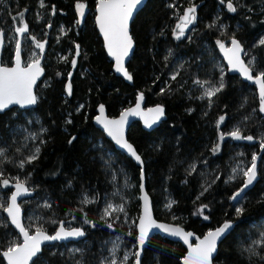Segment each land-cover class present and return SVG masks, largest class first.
<instances>
[{
  "label": "trees",
  "instance_id": "trees-1",
  "mask_svg": "<svg viewBox=\"0 0 264 264\" xmlns=\"http://www.w3.org/2000/svg\"><path fill=\"white\" fill-rule=\"evenodd\" d=\"M97 1L0 0V31L6 41L1 65L12 64L15 48L10 35L22 26L13 19L20 12L29 28L21 44L23 63L30 61L35 48L31 37L45 43L40 53L44 76L36 86L35 108H12L0 114V150L5 153L0 157V205L8 202L11 185L20 180L33 193L21 202L23 223L30 233L42 227L53 234L61 223L85 233L78 243L46 246L35 259L37 264H102L114 234L122 238L123 249L136 251L141 169L116 151L92 121L101 105L107 117L115 118L135 104L138 94H143L145 107L161 106L165 112V121L154 130L144 131L134 123L127 135L143 161L145 188L156 220L179 225L199 237L225 221L233 222L234 229L219 245L213 264H264V247L253 243L264 233V152L260 149L264 115L255 87L228 75L215 46L234 37L247 53L245 62L254 58L253 75L264 72V46L259 43L264 34V0H232L235 12L228 10V0H147L130 27L135 43L127 65L131 85L115 76L105 55L94 24ZM77 3L86 5L80 24ZM193 5L194 30L191 36L176 39L175 26ZM77 45L80 52L73 66ZM207 47L220 61L219 71L206 54ZM196 81L204 87L219 81L224 87L209 103L207 98H197ZM69 83L71 95L66 90ZM221 116L225 117L222 123ZM16 123L31 134L27 142L23 134L11 133ZM237 127L254 140L237 141L227 135ZM221 133L226 134L223 141ZM36 148L40 149L37 159L25 162ZM254 153L259 159L258 180L233 204L231 196L244 181L242 173L232 174L233 164H249ZM124 176L129 187L123 186ZM85 196L93 202L82 203ZM165 197L171 208L163 209ZM109 203L123 204L132 224L127 226L123 216L115 214L101 219L100 211ZM204 205L201 214L198 209ZM237 207L244 209L240 216ZM3 211L0 207V252L10 241L20 242ZM30 213L40 222L33 224ZM254 246L258 254L249 259L244 249ZM185 253L181 244L156 235L149 240L141 264H181ZM134 261L135 257L127 264ZM0 264H5L1 255Z\"/></svg>",
  "mask_w": 264,
  "mask_h": 264
},
{
  "label": "snow or ice",
  "instance_id": "snow-or-ice-1",
  "mask_svg": "<svg viewBox=\"0 0 264 264\" xmlns=\"http://www.w3.org/2000/svg\"><path fill=\"white\" fill-rule=\"evenodd\" d=\"M143 0H98L97 11L99 13L97 17V24L99 25L100 31L104 36L105 45L108 50L109 55H111L116 62L115 71L122 73L123 76L131 80L132 76L124 67V58L128 56L130 50L133 46L132 37L129 34V22L133 18L134 12L137 10L138 6L141 5ZM223 3L224 0H221ZM43 6V5H42ZM86 5L84 3H77L76 9L81 17L84 16V10ZM227 8L231 12L236 11L232 0H228ZM196 6L193 5L189 7L182 16H180V23L175 26L174 34L176 39H180L185 30L189 25L193 24L196 21ZM55 14V10H53ZM14 20L18 19L19 23L22 26L15 28V33L18 36H24L25 33L29 32L27 23L24 22V13L20 12L18 17H14ZM50 26V25H49ZM27 39V37H25ZM14 48H15V66L14 67H0V112H3L10 108V106L18 105L20 107H26L35 105L38 102L37 95L33 92V87L36 84L37 79L42 74L43 69L40 65V59L33 53V57L29 63L22 65L21 62V51L22 46L19 39H15ZM32 41L35 44V47L40 50L42 54L44 52L45 43L39 42L33 36L31 37ZM219 47L222 51H225L226 57L228 59L229 66L233 70L240 71L245 79L254 80L256 84L259 85V97H260V107L259 111L264 113V72H259L255 78L252 75L254 58L249 61L246 65L245 62L241 59V53H244V49L241 46L240 42L237 41L234 37L231 39V48L225 49L223 43L217 41ZM261 46H264V39L259 41ZM4 44V33L0 31V47H3ZM77 47V55L79 54V45ZM247 55V53H244ZM75 66L76 61L71 62ZM70 75V74H69ZM175 79V76L172 77ZM196 83H203L196 81ZM224 85L221 82L218 87H212L210 89H205L204 97H207L209 103L212 101L218 92L223 89ZM66 90L69 95H71V83L66 86ZM203 98V97H201ZM144 96L141 94L138 97L135 108H131L123 113L118 120H108L104 117V107L100 106V116L96 118V122L101 124L104 130L107 132V135L110 136L117 145L121 148L126 149L127 152L136 160L137 163L143 165L140 155L137 154L135 149L131 144H129L124 138V125L127 123V118L129 116L142 115L145 116V125L151 127L156 121L160 119L164 114V109L161 106L148 109V113H143L141 111V102L143 101ZM150 115V118H147ZM225 117L221 116L219 122L222 123ZM67 123H71V120H68ZM219 128V123L217 125ZM224 133H221L219 140L223 141L225 139ZM227 135H230L233 140H247L253 141L254 137L251 135L244 136L242 135L241 129L239 127L232 130ZM73 140L75 137L72 138ZM72 140L69 141L71 143ZM261 149L264 150V139L261 140ZM219 149V143L212 149L215 153ZM40 149L36 148L35 153L28 157L25 162L31 163L33 160L37 159V155ZM5 153L3 150H0V157H4ZM257 155L254 153L251 158V166L247 170H243V186L239 188L231 199L236 200L241 196V193L245 191L253 182L256 180L257 176ZM20 167H23L21 163ZM142 179H143V170ZM192 171H195V165L192 166ZM231 179V177H230ZM3 185H8V180L3 181ZM206 190V189H205ZM141 191H143V184H141ZM30 190L26 184L20 180H17L15 184V192L11 194L10 200L0 205L3 207L4 211L7 213V217L10 218L11 224L19 231L20 235L23 237L22 242H17L15 240L10 241L5 250L0 252V255L4 257L7 261V264H37L34 258H38V254L41 252V245L46 241H60L66 240L68 238H79L85 235L84 231L81 229H71L66 230L63 224H60V227L55 234L49 235L42 227H37L35 234L30 235L29 229L22 223L21 220V207L18 204V197L29 195ZM142 199L145 201V208L143 215L139 217L138 225V235L136 236L137 247L143 249L144 245L148 241L150 231L155 228L162 230L163 232L173 236L179 237L188 245V254L183 258V264H212L213 253L216 251L217 241L220 237L232 227L230 221H225L222 226L218 227L214 231H209L203 239H200L199 242L193 247L189 243V238L192 236V233L185 232L180 227H171L164 224L157 223L151 216L150 209L148 207L147 195H143ZM93 201L89 200L86 196L83 198L82 203L87 204ZM50 206V205H45ZM171 208V204L168 205ZM207 205L202 206L198 209L199 213H203L204 208ZM125 211L123 204L119 206H113L108 204L103 212L101 219L111 217L114 212ZM237 216L243 214L244 209L242 207H237L235 209ZM208 219L207 216L204 217ZM86 223L88 221H85ZM6 226V225H5ZM108 227L111 228L112 224L108 223ZM132 233L129 232V235ZM119 239V238H118ZM254 245H260L264 247V233H261L260 240L253 242ZM118 251V246H115L112 251V259L108 261V264H117L116 252ZM245 252L249 254V259L256 256L258 253L255 246L244 249ZM135 257V264H140V251L137 250L134 253H131ZM129 259V254H125L120 260L119 264H127ZM261 259L264 260V256H261Z\"/></svg>",
  "mask_w": 264,
  "mask_h": 264
},
{
  "label": "water",
  "instance_id": "water-1",
  "mask_svg": "<svg viewBox=\"0 0 264 264\" xmlns=\"http://www.w3.org/2000/svg\"><path fill=\"white\" fill-rule=\"evenodd\" d=\"M146 2H147V0H143L142 4L139 5L138 8H137V10L134 12V14H133V18H132V20L129 22V34H130V27H131V24H132L134 18L136 17L137 13H138L140 10L143 9V7L145 6ZM97 6H98V1H97L96 6H95V10H94V12H95V15H94V24H95V28H96V31H97V33H98V36H99L100 39L102 40V45H103V49H104L105 55H106V57L108 58V60H109V61L111 62V64H112V71H113V73L115 74V76L121 78L125 83L131 85V84L133 83V80H132V79H131V80H128V79H126V78L123 76L122 73H118V72L115 71V66H116L115 59H114L111 55H109L108 50H107L106 45H105L104 36H103V34L101 33L100 28H99V25H98L97 22H96V21H97V17H98V15H99V13H98V11H97ZM192 27H193V24L189 25L188 28L185 30V33L188 32V31H190V30L192 29ZM130 36H131V34H130ZM22 37H23V36H17V39H19L20 42H21ZM132 41H133V39H132ZM237 41H238V40H237ZM3 46H4V44H3ZM224 46H225V49L231 48V46H232V45H231V40H230L229 45H225V44H224ZM241 46H242V45H241ZM2 49H3V47H0V52L2 51ZM243 49H244V48H243ZM134 50H135V43H134V41H133L132 49L130 50L128 56L124 58V67H125L126 70H127V65H128V63H129V61L131 60V57L133 56ZM216 50H217V53H218L220 59L222 60V62H223V64H224V66L226 67V70H227L228 75H234V76H237V77H239V79H240L243 83H246V84H248L249 86H253V87H255L257 97H258V99L260 100V97H259V85L256 84V83L254 82V80H248V79H245L244 75H243L240 71L233 70V69L229 66L228 59H227V57H226V53H225V51H222L221 48L219 47V45L216 46ZM244 53H245V52H244ZM244 53H241V59L245 62V60H244ZM39 59H40V65H41V68L43 69V67H42L43 56L41 55V56L39 57ZM21 62H22V65H24V64H23V60H22V53H21ZM245 64L247 65L246 62H245ZM14 66H15V54H14L13 63H12L11 66H3V65L0 64V67H14ZM127 71H128V70H127ZM252 75H253V72H252ZM43 76H44V70H43L42 74L39 76V78L37 79L36 84H35L34 87H33V92H34V94H35L36 86H37L38 82H40V81L42 80ZM253 77L255 78L254 75H253ZM35 95H36V94H35ZM140 95H141V94H138V97H139ZM138 97H137V100H138ZM137 100H136L135 104H133L132 106H130V107H128L127 109L123 110L121 113H123V112H125V111H127V110H129V109H131V108H135L136 103H137ZM35 106H36V104H35V105H31V106H26V107H20V106H18V105H13V106H10L9 109H7V110H5V111H3V112H0V114H3L4 112H6V111H8V110H10V109H12V108H18L19 110L23 111V110L33 109V108H35ZM155 107H157V106H153V107H148V108H147V107L144 106V101L141 102V111H142L143 113H148V109L155 108ZM99 109H100V108H99ZM99 109H98L97 115L94 117V119H93V121H92L93 125H94L98 130L101 131V133L104 135V137H105L109 142H111V143L113 144L114 149H115L116 151H118L119 153H121V154L125 155L126 157H128V158H129V159L135 164V166L139 167L140 169H143V165L137 163L136 160H135V159H134V158H133L128 152H127L126 149H123V148H121L119 145H117L116 142H115L110 136L107 135V132L104 130L103 126H102L101 124H98V123L96 122V118H97L98 116H100V111H99ZM121 113H120L117 117H115V118H111V117H107V115H106V113H105V110H104V117H105L106 119H108V120H118V119L120 118V116H121ZM150 115H151V114H149V116H148L147 118H150ZM145 118H146V117H145V116H142V115L129 116V117L127 118V123L124 125V138H125V140H126L129 144H131V143L127 140V135H128V131H129V129L132 127V125H133L134 123H139V124L141 125V128H142L144 131H151V130H154V129L157 128L162 122L165 121V112H164L163 116H161L160 119H159L158 121H156L154 124H152L151 127H147V126L145 125ZM131 145H132V144H131ZM132 146H133V145H132ZM133 148H134V146H133ZM134 149H135V148H134ZM135 151H136V149H135ZM136 152H137V151H136ZM263 152H264V150H263ZM137 154H138V153H137ZM138 155H139V154H138ZM141 160H142V159H141ZM256 163H257V169H256V171H257V176H256V180L253 182L252 185H250L247 189H245V191H244L243 193H241V196H240V197H238L236 200L231 199V202H232L233 204H238V203H239V202L245 197V195H246V194H247V193H248V192L254 187V185L256 184V182H257V180H258V164H259V159H257V162H256ZM15 184H16V183H14V184L11 185V188H12L11 194H12L13 192H15ZM141 184H143V191H141ZM242 186H243V185H242ZM242 186H241V187H242ZM241 187H240V188H241ZM236 191H237V190H236ZM236 191H235V192H236ZM235 192H234V193H235ZM234 193L232 194V196L234 195ZM11 194H10V196H9L8 201L10 200ZM145 194L147 195L148 207H149V209H150V212H151V216H152V218H153L157 223H159V224H164V225H168V226H171V227H180V228H182L185 232H190V233H192V236L189 238V243H191V244L193 245V247L199 242L200 239H203L204 236L209 232V231H208V232L205 233L202 237H199L198 235L194 234V233L191 232V231H186L183 227H181V226H179V225H176V224H173V223H167V222H163V221L156 220V218H155V216H154V212H153L152 200H151V198L149 197V195H148L147 192H146V188H145V180H144V174H143V179H142V171H141V174H140V186H139V202H140V210H139V215H138V218H137V221H136V227H135V230H136V236L138 235L139 217L143 215L144 208H145V201L142 199V196L145 195ZM232 196H231V197H232ZM32 197H33V193L30 191V194H29V195H24V196L18 197L17 202H18V204H20V207H21V202H22V201H25V200L31 199ZM4 217L7 219L8 223H9V225L12 227V229L18 234V236H19V238H20V242H22V241H23V237L20 235L19 231L15 228V226L11 224L10 218L7 217V213H6L5 211H4ZM21 220H22V223H23V210H22V208H21ZM23 224H24V223H23ZM231 224H232V227L229 228V229H228V230H227V231H226V232L220 237V239L217 241L216 251L213 253L212 264H213V260H214V258H215V256H216L217 250H218V248H219V245L223 242V240H224V239H225V238H226V237L232 232V230L234 229V223L231 222ZM220 226H222V224H221ZM220 226H218V227H220ZM59 227H60V226H59ZM59 227H58V228H59ZM218 227H217V228H218ZM58 228H57V230H58ZM217 228H215V229H213V230H210V231H214V230H216ZM71 229H78V228H69V229H66V230H71ZM57 230H55V231H57ZM29 233H30V232H29ZM34 234H35V232L30 233V235H34ZM47 234H48V233H47ZM53 234H55V232H54ZM53 234H49V235H53ZM156 235H159V236H161V237L167 239L168 241H171V242H175V243H179V244H181V245L185 248V250H186V253H185L184 257L187 256V254H188V245L185 244L183 240H181L179 237H173V236H171V235H169V234L163 232L162 230H159V229H155V228H153V229L150 231V233H149V237H148V241L146 242V244L144 245V247H143L142 250L139 249V248L137 247V241H136V251H137V250L140 251V264H141V259H142L143 252H144V250L146 249L149 240H150L152 237L156 236ZM83 239H84V236H83V237H79V238H68V239H66V240H60V241H46V242H44V243L41 245V252H42V250H43L46 246H48V245L62 244V243H72V242L77 243V242H80V241L83 240ZM41 252H40V253H41ZM40 253L38 254V256L40 255ZM1 256H2V255H1ZM184 257H183V258H184ZM2 258H3L4 263L7 264V261L4 259L3 256H2ZM35 259H36V258H34V260H35ZM134 264H135V261H134ZM181 264H183V259L181 260Z\"/></svg>",
  "mask_w": 264,
  "mask_h": 264
},
{
  "label": "rangeland",
  "instance_id": "rangeland-1",
  "mask_svg": "<svg viewBox=\"0 0 264 264\" xmlns=\"http://www.w3.org/2000/svg\"><path fill=\"white\" fill-rule=\"evenodd\" d=\"M42 11H44V8L43 7H41L40 8ZM76 11H77V9H76ZM85 14H86V7H85V10H84V16H85ZM84 16L83 17H81L80 15H79V13H78V11H77V20H78V24H80L81 22H82V19L84 18ZM180 23V22H179ZM193 30L194 29H192L190 32L188 31V33L186 32V33H184V35L182 36L183 38L186 36V37H189V36H191V33L193 32ZM26 34V33H25ZM24 34V35H25ZM10 39L12 40V42H13V44H15V40L13 39L14 37H15V39H17V34L14 32L13 34H11L10 35ZM26 38L23 36L22 37V40H21V44H22V42L25 40ZM261 39H264V34L262 35V37H261ZM260 39V40H261ZM229 43H230V41H229ZM229 43H223V44H225V45H229ZM5 45H6V41H5V36H4V46H3V49H4V47H5ZM217 45H219L218 43L217 44H215V46H217ZM2 49V50H3ZM2 52V51H1ZM79 52H80V50H79ZM210 52H211V48L210 47H207V49H206V54L210 57V60L211 61H213V64L215 65V67H216V69L219 71L220 70V61L218 60V59H216L215 57H212L211 55H210ZM33 53H35L36 54V56L39 58L40 57V50L38 49V48H34L33 50H32V52L30 53V61H31V59H32V57H33ZM78 55H77V48L75 49V52H74V57H73V60H75L76 61V57H77ZM29 61V62H30ZM28 62V63H29ZM181 63V61H178V63H177V66L179 65ZM24 65H26L25 63H23ZM219 81H217L214 85H212V86H209V87H204V86H201V84H198V85H196V91H198V93H197V98L200 100V99H203V98H207V97H204V92H205V89H210V88H212V87H218L219 86ZM201 97H203V98H201ZM208 99V98H207ZM263 115H264V113H262ZM11 133H17V134H23L24 136H23V139H25L26 140V142L29 140V137H31V134H29V132L27 131V130H25L22 126H20V125H18V123H16V125H15V127L11 130ZM264 139V138H263ZM261 145V144H260ZM260 149H261V146H260ZM261 151H262V149H261ZM112 159V157H107L106 158V160H111ZM112 161V160H111ZM234 166H233V171H232V174L233 173H242L243 174V170H247V168L248 167H250L251 166V162L249 163V164H247V165H245V164H242V163H240V162H235L234 164H233ZM114 176H115V178H117V174H113ZM245 179V178H244ZM16 183V182H15ZM123 186H125V187H129L130 186V181H129V178L128 177H126V176H124V178H123ZM170 202V199L168 198V197H165V199H164V202L163 203H165L164 204V206H163V209H167V208H169L168 207V205L170 204L169 203ZM110 204V203H109ZM108 204H106V205H104L103 207H102V209H101V211H100V217H102V215H103V212H104V209H105V207L107 206ZM114 206V205H113ZM115 207V206H114ZM22 208V207H21ZM112 214H115L116 216H117V218L119 217V215L120 216H123V219H122V222L123 223H125L127 226H129V225H131L132 224V220L131 219H129L127 216H126V214L123 212V213H121V212H114V213H112ZM3 215H4V211H3ZM31 218V219H30ZM110 217H107V218H105L104 220H106V219H109ZM28 219H30V220H32V223L33 224H37V223H39L40 222V219L38 218V217H36L33 213H30L29 214V216H28ZM28 219H26V221H28ZM116 220H114V222H115ZM119 238V239H118ZM108 252H107V254L104 256V258H103V262H102V264H108V261L109 260H111L113 257H112V251H113V248L115 247V246H118V251L116 252V259H117V264H119V262H120V260L123 258V256L125 255V254H129V259H131V258H134V256H132L131 255V253H134L133 251H131V250H125V249H123L122 248V238L119 236V235H117V234H114L113 235V237L112 238H110L109 239V243H108ZM128 259V260H129Z\"/></svg>",
  "mask_w": 264,
  "mask_h": 264
},
{
  "label": "flooded vegetation",
  "instance_id": "flooded-vegetation-1",
  "mask_svg": "<svg viewBox=\"0 0 264 264\" xmlns=\"http://www.w3.org/2000/svg\"><path fill=\"white\" fill-rule=\"evenodd\" d=\"M17 36H18V35H17ZM21 53H22V51H21ZM14 54H15V50H14ZM13 58H14V55H13ZM12 63H13V61H12ZM11 65H12V64H11ZM11 65H10V66H11ZM36 104H37V103H36ZM59 226H60V225H59ZM59 226H58V227H59ZM58 227H57V228H58ZM57 228H56V230H57ZM65 229H69V228H66V227H65ZM54 232H55V231H54ZM72 243H75V242H72ZM77 243H78V242H77ZM62 244H67V243H62Z\"/></svg>",
  "mask_w": 264,
  "mask_h": 264
}]
</instances>
